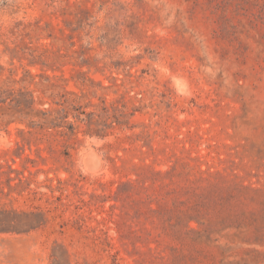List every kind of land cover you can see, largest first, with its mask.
<instances>
[{
  "label": "rangeland",
  "instance_id": "374dc122",
  "mask_svg": "<svg viewBox=\"0 0 264 264\" xmlns=\"http://www.w3.org/2000/svg\"><path fill=\"white\" fill-rule=\"evenodd\" d=\"M0 264H264V0H0Z\"/></svg>",
  "mask_w": 264,
  "mask_h": 264
},
{
  "label": "bare ground",
  "instance_id": "6f19581e",
  "mask_svg": "<svg viewBox=\"0 0 264 264\" xmlns=\"http://www.w3.org/2000/svg\"><path fill=\"white\" fill-rule=\"evenodd\" d=\"M86 160V159H85Z\"/></svg>",
  "mask_w": 264,
  "mask_h": 264
}]
</instances>
